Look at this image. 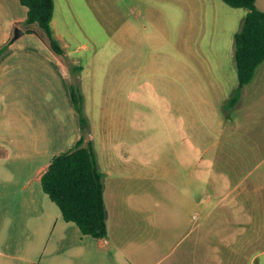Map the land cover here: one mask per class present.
<instances>
[{"label":"rangeland","instance_id":"374dc122","mask_svg":"<svg viewBox=\"0 0 264 264\" xmlns=\"http://www.w3.org/2000/svg\"><path fill=\"white\" fill-rule=\"evenodd\" d=\"M54 1L65 49L84 68L85 111L101 168L121 149L130 151L128 163L144 165L135 176L140 181L133 199H152L147 192L159 201L186 188L189 168L197 164L195 175L204 169L206 183L197 177L196 211L205 214L196 215L194 234L202 245L208 230L211 264H264V228L259 241L248 240L252 224L264 227V160L251 169L215 168L210 176L204 162L211 145L215 150L234 145L237 130L257 136L260 156L255 158L264 159V61L257 67L259 86H247L240 104L225 107L238 83L234 34L246 8L223 0ZM130 34L142 43L125 83L124 75L108 65V37ZM62 61L67 81H73ZM104 182L108 186L110 176ZM227 192L237 196L239 208L221 201ZM128 216L133 224H143L134 212ZM252 219L239 233V222Z\"/></svg>","mask_w":264,"mask_h":264},{"label":"crops","instance_id":"0c3cea01","mask_svg":"<svg viewBox=\"0 0 264 264\" xmlns=\"http://www.w3.org/2000/svg\"><path fill=\"white\" fill-rule=\"evenodd\" d=\"M256 6L264 10V0H256ZM26 11L18 0H0V44L12 37L16 26L24 31ZM55 14L56 4L51 27L65 50L66 62L79 65L65 49ZM141 40L132 34L118 39L108 37V65L124 75L125 83L130 81V63L137 61ZM116 45L118 50L114 49ZM141 68L137 66L135 73H140ZM83 69L78 76L86 110ZM67 76V66L35 33L23 32L0 60V264H211L208 230L204 229L202 245L194 234V219L204 213L202 209L199 214L196 211L199 201L195 182L198 177L206 183L204 169L195 175L197 164L189 168L191 182L182 190L178 187L168 199L158 201L147 192L152 199H133L134 187L140 181L135 176L140 175L144 165L128 163L130 151L121 149L107 158L104 169L96 159L104 173L107 235L94 238L83 234L74 222L62 217L59 207L43 191L41 176L52 155L71 148L80 137ZM256 76L257 69L243 87L238 104L247 86H259ZM88 119L87 139H91L97 157L91 118ZM235 133L234 145L229 142L225 149L216 150L211 145L206 150L204 162L209 176L215 168L251 169L264 160L255 158L260 153L255 148L254 133L247 137L245 132ZM106 175L110 176L108 186L104 182ZM224 182L230 189L228 178ZM236 197L227 192L221 201L239 208ZM132 212L143 219V224L132 223L128 216ZM252 222L253 219L239 222V233H245V224ZM263 228L259 221L252 224L248 240L259 241Z\"/></svg>","mask_w":264,"mask_h":264},{"label":"trees","instance_id":"16d2710c","mask_svg":"<svg viewBox=\"0 0 264 264\" xmlns=\"http://www.w3.org/2000/svg\"><path fill=\"white\" fill-rule=\"evenodd\" d=\"M18 1L27 9L22 22L24 32L35 33L55 55L66 60L65 50L51 27L55 1ZM223 1L232 7L246 8L242 26L234 34L233 56L238 83L225 103L226 108H232L238 104L243 87L253 79L257 67L264 61V10L256 6V0ZM14 40L10 37L0 44V60L9 52ZM68 66L75 76L67 85L76 111L80 137L71 148L52 155L41 176V186L59 207L66 221L74 222L83 234L102 238L107 235L104 173L97 165L94 145L91 139H87L89 119L78 76L83 67L75 64Z\"/></svg>","mask_w":264,"mask_h":264},{"label":"water","instance_id":"95a60500","mask_svg":"<svg viewBox=\"0 0 264 264\" xmlns=\"http://www.w3.org/2000/svg\"><path fill=\"white\" fill-rule=\"evenodd\" d=\"M23 29H21L19 26H16L13 31L12 39L18 38L20 35L23 34Z\"/></svg>","mask_w":264,"mask_h":264}]
</instances>
